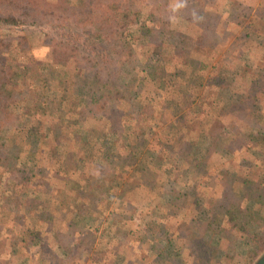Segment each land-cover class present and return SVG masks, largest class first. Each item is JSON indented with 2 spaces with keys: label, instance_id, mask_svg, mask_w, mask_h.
Returning <instances> with one entry per match:
<instances>
[{
  "label": "rangeland",
  "instance_id": "obj_1",
  "mask_svg": "<svg viewBox=\"0 0 264 264\" xmlns=\"http://www.w3.org/2000/svg\"><path fill=\"white\" fill-rule=\"evenodd\" d=\"M129 3L123 99L80 119L42 91L49 112L16 109L0 132V264H254L264 252V142H252L264 134V0H169L150 34L144 2ZM43 33L1 28L8 64L56 63ZM21 174L24 204L5 206ZM70 237L66 257L56 241Z\"/></svg>",
  "mask_w": 264,
  "mask_h": 264
},
{
  "label": "trees",
  "instance_id": "obj_2",
  "mask_svg": "<svg viewBox=\"0 0 264 264\" xmlns=\"http://www.w3.org/2000/svg\"><path fill=\"white\" fill-rule=\"evenodd\" d=\"M141 1L144 2L143 7L149 18L146 19L144 27L149 31L159 20L152 19L155 10L159 11L157 15L163 16L169 0L158 1L157 7L151 6L146 0ZM0 2L5 3L0 4V29L21 26L42 29L44 42L51 48L56 62L43 63L31 59L22 66L8 64V61L13 60L11 57L9 59L4 57L13 49H9L7 41L0 36V132L2 128L11 130L10 124L19 116L16 115V109H21L24 117L44 116L47 113L45 110L48 111L50 108L45 107L44 111L38 108V104L42 105L40 103L42 91L52 93L57 103L56 107L68 105L76 109L77 117L80 119L86 115L101 113L105 107L107 108L108 102L121 101L125 93L130 91V87L127 86L125 87L128 90L123 89L120 81L126 61L133 57L127 46L132 38L131 29L138 22L139 16L129 0H0ZM125 33L127 35L123 37ZM150 33L152 28L148 34ZM54 81L55 83H51ZM32 97L33 101L30 99ZM19 102L23 103L20 108L17 107ZM20 121L14 123L17 136L26 132L22 126H16ZM60 129L63 131L64 128ZM81 130V140L86 139L92 131L86 128ZM254 138L252 142H264V134H257ZM7 141L11 139L8 138ZM4 145L6 143L2 141L0 135V147ZM212 146L213 143H210L206 148ZM75 160L79 159H73L74 162ZM16 166L15 159L11 157L5 168L13 174ZM31 179V176L27 178L23 175L19 179L21 183H16L14 181L16 178H8L6 184H11V187L19 188L20 191H12L11 196L5 201V206L6 202L15 208L22 202L24 204L19 192H24L31 185ZM35 187L41 188L42 185L37 184ZM33 203L35 201H31V204ZM238 213L239 209H229L226 211V217L234 227L243 230L246 221L239 223ZM50 236L57 239L58 231L50 230ZM28 238L30 242H33L34 238L43 243L45 241L38 232ZM70 240L71 237L67 242L64 241V244L59 239L57 243L55 242L68 252L66 257L73 253L69 248Z\"/></svg>",
  "mask_w": 264,
  "mask_h": 264
},
{
  "label": "water",
  "instance_id": "obj_3",
  "mask_svg": "<svg viewBox=\"0 0 264 264\" xmlns=\"http://www.w3.org/2000/svg\"><path fill=\"white\" fill-rule=\"evenodd\" d=\"M254 264H264V252L263 254L256 260Z\"/></svg>",
  "mask_w": 264,
  "mask_h": 264
}]
</instances>
